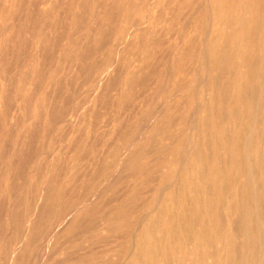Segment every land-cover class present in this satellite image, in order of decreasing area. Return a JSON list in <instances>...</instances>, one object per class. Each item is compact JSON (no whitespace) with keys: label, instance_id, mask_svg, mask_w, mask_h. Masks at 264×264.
I'll return each mask as SVG.
<instances>
[{"label":"rangeland","instance_id":"374dc122","mask_svg":"<svg viewBox=\"0 0 264 264\" xmlns=\"http://www.w3.org/2000/svg\"><path fill=\"white\" fill-rule=\"evenodd\" d=\"M262 48L264 0H0V264L255 260Z\"/></svg>","mask_w":264,"mask_h":264},{"label":"bare ground","instance_id":"6f19581e","mask_svg":"<svg viewBox=\"0 0 264 264\" xmlns=\"http://www.w3.org/2000/svg\"><path fill=\"white\" fill-rule=\"evenodd\" d=\"M208 33V32H207ZM204 44V43H203ZM204 46V45H203ZM204 49V48H203ZM262 49H264V48H262ZM207 67V66H206ZM104 80V79H103ZM206 80V79H205ZM201 111V110H200ZM199 110L197 111V112H200ZM196 126V125H195ZM248 150L246 149V151H245V153L248 155L249 153L247 152ZM246 155V156H247ZM248 162V161H247ZM185 168V167H184ZM178 172H180V171H178ZM254 168L252 167V166H250V163H247L246 164V167L244 168V177H245V179H247V181H246V185H245V188H247V192H248V197H250V198H253V199H255L256 197H257V195H258V191L256 190V185L254 184V179H255V177H254ZM177 175H178V173H177ZM192 179V178H191ZM180 180V179H179ZM188 180H190L189 178L187 179V177H185V179H183L182 178V182H186L187 183V190H186V193H188V192H190L192 195H195V193H196V186H195V184H194V182H192V180H190V182L188 181ZM237 181H238V179H237ZM244 181V180H243ZM242 181V182H243ZM189 183H191V184H189ZM242 184V183H241ZM243 185V184H242ZM174 186V185H173ZM172 186V187H173ZM242 187V186H241ZM244 187V186H243ZM168 188V187H167ZM168 190V189H167ZM167 190H165V191H167ZM236 190H239V189H236ZM240 191V190H239ZM239 191H237L238 192V194H240L239 193ZM233 193H235L234 191H233ZM243 195V194H242ZM160 196V195H159ZM233 196V195H232ZM42 197V196H41ZM96 197V196H95ZM188 197V196H187ZM235 197V195L232 197V198H234ZM240 197V196H239ZM243 197V196H242ZM240 198V199H243V198ZM161 197H159V199H160ZM96 200V199H95ZM194 200V199H193ZM232 200V199H231ZM244 200V199H243ZM235 201V200H234ZM187 202H188V200H187ZM238 202H240V200L238 201ZM207 203V202H206ZM173 204V203H172ZM242 204H244V203H242ZM207 205V204H206ZM232 205V204H231ZM189 206V205H188ZM199 206V205H198ZM203 206V205H202ZM235 206V205H234ZM204 207V206H203ZM230 207V206H229ZM233 207V206H232ZM257 207V206H256ZM199 208H201V207H199ZM208 208V207H207ZM234 208V207H233ZM240 208V207H239ZM232 209V208H231ZM243 209V208H242ZM194 210V209H193ZM206 210V209H205ZM223 210V209H222ZM235 210V209H234ZM244 210V209H243ZM191 211V210H190ZM198 211H199V209H198ZM203 212H204V210H202ZM224 211V210H223ZM231 211H233V209L231 210ZM242 211V210H241ZM207 212V211H206ZM178 213V212H177ZM202 213V212H201ZM205 213V212H204ZM231 213H234V211L233 212H231ZM246 213L247 214H245V219H244V221L245 222H248L249 224H248V226H249V228H250V230H249V234H250V241L251 242H253V244H254V246L255 247H257L258 248V254L257 255H255V260H253L252 262H250L249 264H264V211H262V210H260V208L259 207H257V208H255L253 211H246ZM186 213L184 212V211H182L180 214H178V217H180V221H181V224L183 225V223H184V221H182V216H184ZM235 214V213H234ZM234 214H232V217H233V215ZM187 215V214H186ZM188 215H191L192 217H193V219H190L189 220V222H186V226H185V228H187V232H184L183 233V235H182V237L180 238V241L177 243V245H175V243H174V241H171V242H173V244H174V246H172V247H170V246H167V245H165L164 243V246H162L161 248H160V251L159 250H155V253L156 252H161V253H159L158 255H157V257H159L162 253H163V255L164 256H167V254H166V252L165 251H170V252H172V251H179V255H180V253H182L183 254V251L184 250H186V247L187 246H190V244H191V247L193 248V250L195 249H199V247L202 245V244H204L205 246H206V248H209V246H213V244H211L212 242H214V239H211V237H206V238H204L203 237V235L200 233V231H198V227H199V225L201 224H199V220H198V222H196V218H194V214H191V212H190V214H188ZM202 215V214H201ZM205 215H206V213H205ZM230 215V214H229ZM177 216V215H176ZM175 216V217H176ZM235 216V215H234ZM202 217V216H201ZM236 217V216H235ZM69 218V217H68ZM229 218H230V216H229ZM238 218V217H237ZM236 218V219H237ZM165 219V218H164ZM227 219V218H226ZM241 219V218H240ZM66 220V219H65ZM202 220V219H201ZM230 220H231V218H230ZM229 220V221H230ZM243 220V219H242ZM176 221V220H175ZM203 221V220H202ZM232 221V220H231ZM231 221H230V224H231ZM236 221V220H235ZM238 221H239V219H238ZM237 221V222H238ZM67 222V221H66ZM144 222V221H143ZM201 222V221H200ZM233 222V221H232ZM243 222V221H242ZM213 223H214V221H213ZM215 223H216V221H215ZM233 224V223H232ZM231 224V225H232ZM245 224V223H244ZM65 225V224H64ZM161 225H163V224H161ZM179 225H180V223H179ZM234 225V224H233ZM241 225V224H240ZM246 225V224H245ZM175 226V225H174ZM184 226V225H183ZM183 226H180V229H181V232H182V229H184V227ZM190 226V227H189ZM239 226V225H238ZM63 227V226H62ZM173 227V226H172ZM183 227V228H182ZM234 227V226H233ZM241 227V226H240ZM239 227V228H240ZM139 229H140V226L138 227ZM231 228H232V226H231ZM175 229V228H174ZM174 229H172V230H174ZM201 229V228H200ZM234 229H236V228H234ZM165 230V229H164ZM240 229H238V231H239ZM162 231V230H161ZM175 231V230H174ZM197 231H198V233H197ZM236 231V230H235ZM180 232V231H179ZM234 232V230L232 231V233ZM162 233H164V232H162ZM162 233H160V235L162 234ZM169 233H170V231H169ZM173 233V232H172ZM203 233L205 234V232L203 231ZM236 233V232H235ZM234 233V234H235ZM136 234H137V232H136ZM158 234V233H157ZM171 234V233H170ZM177 234V233H176ZM182 234V233H181ZM240 234H241V231H240ZM165 235V234H164ZM178 235V234H177ZM238 235H239V233H238ZM242 235V234H241ZM135 236H137V235H135ZM178 236H180V234L178 235ZM206 236V235H205ZM244 236V235H243ZM143 237H144V234H143ZM175 237V236H174ZM135 238V237H134ZM133 238V239H134ZM140 238V237H139ZM164 238H166V236L164 237ZM170 238H171V236H170ZM173 238V237H172ZM172 238H171V240H172ZM179 238V237H178ZM241 238V237H240ZM132 239V240H133ZM146 239L147 238H145V241H146ZM177 239V238H176ZM216 239V238H215ZM231 239V238H230ZM141 241H142V239H140ZM164 240V239H163ZM163 240H161V242L163 241ZM218 240V239H217ZM216 240V241H217ZM134 241V240H133ZM132 241V242H133ZM150 240L149 239H147V241L144 243V247H146V245L149 247V245L151 246L152 245V243H151V241L149 242ZM230 241H232V243H233V240H230ZM144 242V238H143V241L140 243V244H142ZM218 242V241H217ZM169 243V242H168ZM216 243V242H215ZM232 243H230V244H232ZM235 243H237V242H235ZM133 244V243H132ZM136 244L134 243V245H133V247L135 246ZM172 245V244H171ZM237 245V244H236ZM236 245H234V246H236ZM240 245V244H239ZM211 246V248H213ZM232 246V245H231ZM254 246H253V248H254ZM136 247V246H135ZM154 246L152 245V247H150V248H153ZM216 247V246H215ZM228 247V246H227ZM201 248V247H200ZM217 248V247H216ZM222 248V247H221ZM235 248V247H234ZM159 249V248H158ZM220 249V248H219ZM135 251H136V249H134ZM172 250V251H171ZM188 250V249H187ZM231 250V249H230ZM235 250V249H234ZM237 250V249H236ZM251 250H253V249H251ZM17 251V250H16ZM189 251V250H188ZM133 252V251H132ZM210 252V251H209ZM222 252V251H221ZM227 252V254L229 253V249L226 251ZM235 252V251H234ZM251 252V251H250ZM253 252V251H252ZM178 253V252H177ZM185 253V252H184ZM197 253V252H196ZM199 254H201L200 252H198ZM203 254H204V252H202ZM231 253V252H230ZM236 254L238 253V252H235ZM175 254H176V252H175ZM220 254V253H219ZM256 254V253H255ZM133 255V254H132ZM193 255V254H192ZM207 255V254H206ZM213 255H215L214 254V252H213ZM212 252H211V254L210 255H208V259H211V260H213V262H215L216 261V259H213L212 258ZM229 255V254H228ZM155 256V255H154ZM171 256V255H170ZM184 256V255H183ZM191 256V255H190ZM197 256V255H196ZM216 256V255H215ZM223 256V255H222ZM231 256V255H230ZM244 256H246V255H244ZM138 257V256H137ZM180 257V256H179ZM203 257H204V255H202V256H198V257H196V259L198 258V262H199V264H207L206 262H203L202 261V259H203ZM13 258V257H12ZM132 258V257H131ZM140 258V257H139ZM171 258H172V256H171ZM230 258V257H229ZM229 258H228V260H229ZM236 258H237V255H236ZM134 258H132V260H133ZM160 259V258H159ZM167 259H169V256H167V257H165L164 259H163V261L165 262V260H167ZM178 259V258H177ZM180 259V258H179ZM178 259V260H179ZM182 259H184L186 262L188 261H190L191 259H186V257H184V258H182ZM195 259V258H194ZM218 259H219V256H218ZM224 259V258H223ZM176 260V259H175ZM177 260V261H178ZM184 260H182V261H184ZM239 260V259H238ZM129 261H130V259H129ZM157 261V260H156ZM229 261H233L232 260V258H230V260ZM228 261V262H229ZM142 262V261H141ZM195 262H196V260H195ZM195 262H194V264H195ZM226 262V261H225ZM130 263H131V261H130ZM177 263H179V261L177 262ZM180 263H182V262H180ZM218 263V262H217ZM230 263V262H229ZM238 263H239V261H238ZM140 264V263H139ZM142 264V263H141ZM146 264H154L152 261H149L148 263H146ZM185 264V263H184ZM190 264H192V261H190ZM223 264V263H222ZM240 264V263H239Z\"/></svg>","mask_w":264,"mask_h":264}]
</instances>
